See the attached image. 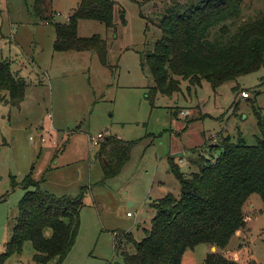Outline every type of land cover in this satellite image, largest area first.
Here are the masks:
<instances>
[{"label": "rangeland", "instance_id": "obj_1", "mask_svg": "<svg viewBox=\"0 0 264 264\" xmlns=\"http://www.w3.org/2000/svg\"><path fill=\"white\" fill-rule=\"evenodd\" d=\"M114 1L113 28L91 20L78 26L79 36L98 33L107 41L105 66L94 52L53 48L54 23H64L80 0H50L51 20L36 14L33 0H0V53L26 80L24 97L15 103L0 90V258L5 264H34L28 240L20 252L5 256L19 201L33 189L23 187L27 175L54 196L82 195L76 240L61 264H122L114 236L130 231L140 240L139 226L148 227L156 213L152 201L168 193L178 196L170 157L189 173L185 159L191 149L216 158L219 149L209 147L226 135L255 143L264 68L215 90L206 81L185 82L179 92L158 95L152 104L146 93L154 81L144 57L161 38L157 23L165 7L179 0ZM261 11L264 0L242 3L244 17ZM242 90L248 98L240 96ZM109 135L132 145L121 170L105 177L108 161L98 144ZM243 213L245 226L214 251L240 264H264V202L257 193L248 197ZM208 249L199 244L186 250L181 264H203Z\"/></svg>", "mask_w": 264, "mask_h": 264}, {"label": "trees", "instance_id": "obj_2", "mask_svg": "<svg viewBox=\"0 0 264 264\" xmlns=\"http://www.w3.org/2000/svg\"><path fill=\"white\" fill-rule=\"evenodd\" d=\"M49 1L33 0L36 14L44 20L52 18ZM243 1L179 0L165 7L157 23L161 38L143 62L154 81L146 93L152 104L158 95L179 92L185 82L200 86L206 81L215 90L264 68V11L244 17ZM114 10V0H80L64 23H54V50L94 52L106 66L107 41L98 33L79 36L78 26L79 21L91 20L111 29L115 26ZM25 87V78L12 72L10 62L0 53V90L15 103L23 99ZM232 89L235 94L239 91L238 86ZM255 118L258 135L253 144L226 135L209 147L210 151L219 149L216 158L191 149L189 173L182 172L170 157V171L179 183L178 196L168 193L152 201L156 213L148 227L139 226L140 240L130 231L116 236L114 249L119 250L122 264H181L186 250L199 244L216 249L227 246L245 226L243 207L248 197L257 193L264 202V107L257 108ZM98 145L99 154L108 161L104 176L117 174L132 143L109 135ZM22 184L33 189L19 201L16 227L5 256L20 252L28 240L34 249V264H61L76 240L82 195L54 196L42 191L39 181L30 175ZM4 258L0 264H5ZM203 264L240 263L212 251Z\"/></svg>", "mask_w": 264, "mask_h": 264}, {"label": "built area", "instance_id": "obj_3", "mask_svg": "<svg viewBox=\"0 0 264 264\" xmlns=\"http://www.w3.org/2000/svg\"><path fill=\"white\" fill-rule=\"evenodd\" d=\"M240 96H241L242 98H247V97H249L248 93H247L245 90H242V91L240 92ZM101 136H102V134L99 133V134L97 135V138H99V137H101ZM30 139H32V138L30 137ZM43 140H44V138L42 137V141H43ZM94 143H95V144L98 143L96 139H94ZM180 162H181V160H180ZM128 215H131V213L128 212Z\"/></svg>", "mask_w": 264, "mask_h": 264}, {"label": "crops", "instance_id": "obj_4", "mask_svg": "<svg viewBox=\"0 0 264 264\" xmlns=\"http://www.w3.org/2000/svg\"><path fill=\"white\" fill-rule=\"evenodd\" d=\"M181 158H182V156H181ZM187 159V158H186ZM185 159V161H186V163L188 164V159L186 160ZM181 159L179 158V161H180ZM127 214V216H131V215H128V212L126 213ZM125 232V231H124ZM114 233H116V232H114ZM116 237L114 236V248H115V243H116V239H115ZM211 251V248H209L208 249V252H210ZM208 252H206V253H208Z\"/></svg>", "mask_w": 264, "mask_h": 264}, {"label": "water", "instance_id": "obj_5", "mask_svg": "<svg viewBox=\"0 0 264 264\" xmlns=\"http://www.w3.org/2000/svg\"><path fill=\"white\" fill-rule=\"evenodd\" d=\"M215 249H216V248H215L214 246H213V247H211V250H213V251H214Z\"/></svg>", "mask_w": 264, "mask_h": 264}]
</instances>
